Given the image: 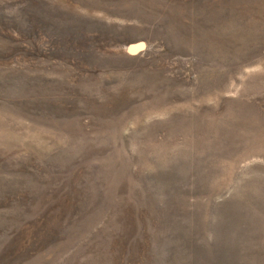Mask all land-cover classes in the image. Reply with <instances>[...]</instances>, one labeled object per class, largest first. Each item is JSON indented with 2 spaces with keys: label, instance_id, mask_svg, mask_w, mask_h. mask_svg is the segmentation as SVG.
Listing matches in <instances>:
<instances>
[{
  "label": "rangeland",
  "instance_id": "374dc122",
  "mask_svg": "<svg viewBox=\"0 0 264 264\" xmlns=\"http://www.w3.org/2000/svg\"><path fill=\"white\" fill-rule=\"evenodd\" d=\"M0 264H264V0H0Z\"/></svg>",
  "mask_w": 264,
  "mask_h": 264
}]
</instances>
